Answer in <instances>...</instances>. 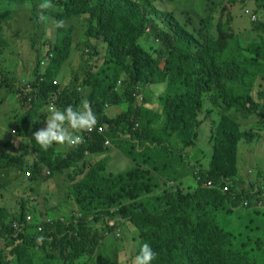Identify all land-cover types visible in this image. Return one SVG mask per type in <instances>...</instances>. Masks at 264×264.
Returning a JSON list of instances; mask_svg holds the SVG:
<instances>
[{
    "label": "trees",
    "instance_id": "16d2710c",
    "mask_svg": "<svg viewBox=\"0 0 264 264\" xmlns=\"http://www.w3.org/2000/svg\"><path fill=\"white\" fill-rule=\"evenodd\" d=\"M54 1L53 8L45 12L48 20L53 21L46 23L54 26L53 38L47 43L45 54L42 57L37 54L35 60L34 71H39V64L46 62L43 81L34 73L33 92L27 94L29 112L18 129L19 136L27 133L33 117L49 103L51 95H56L55 105L61 110L69 105L79 108L81 101L87 99L99 124H109L113 146L135 168L107 175L108 160L104 158L87 169L86 153L102 155L109 149L104 145L105 138L97 134L65 153L57 151L56 144L44 151L32 138L30 145L36 161L30 166L24 153L1 155L0 159L5 160L2 167L29 169L32 182L38 181L44 170L49 171L48 178L66 175L71 182L67 199L79 206L81 217H73L67 224L38 220L27 223L25 217L23 222L17 216H11L12 221L8 222L9 214L0 208V239L9 250L5 254L0 248V264H77L102 246L105 235L93 224L111 215L118 217L119 224L133 226L142 244L151 245L158 254L152 264H264V237L235 243L233 231L223 228L218 217L228 207L235 209L251 201L253 190L246 191L234 180L239 139L250 140L251 136L237 134V124L228 112L234 109L255 113L254 87L259 79L264 80V38L243 46L229 19L223 20L225 0H206L211 7L218 2L204 12L202 19H196L199 13L176 15L177 6L161 13L151 0ZM234 1L226 0V3ZM253 1L264 9V0ZM2 2L12 7L29 4L35 10V0ZM152 14L163 22V27ZM78 17L87 20L84 32L87 39L107 45L106 55L101 67L84 73L79 84L74 83L73 77L58 82V71L69 57L73 43L67 24ZM60 20L65 26L55 27L54 22ZM7 26L11 24L3 25L4 31ZM151 32L155 42L160 43L157 56L139 43ZM136 84H140L144 95L150 85H165L161 114L137 103L133 97ZM79 90H84L85 96ZM205 93H212L211 105L220 109L223 118L213 141V166L198 174L194 171L193 179L196 181L199 176L200 181H196L192 192L181 189L164 192L162 199L151 203L145 199V194H151L154 189L147 169L159 175L172 170L170 180L179 181L180 185L188 176L187 170L191 174L186 155L172 146V139H179L185 148L194 146ZM259 98L263 101L264 117V92L259 93ZM159 118L163 119L162 124L155 129L154 122ZM226 179L230 183L225 194L203 186L207 181L224 184ZM112 209L115 213H111ZM12 222L23 223L15 231ZM106 231H115L112 222L107 223ZM37 237L44 239L38 243ZM35 250L40 251L39 258Z\"/></svg>",
    "mask_w": 264,
    "mask_h": 264
},
{
    "label": "rangeland",
    "instance_id": "374dc122",
    "mask_svg": "<svg viewBox=\"0 0 264 264\" xmlns=\"http://www.w3.org/2000/svg\"><path fill=\"white\" fill-rule=\"evenodd\" d=\"M151 1L161 13L170 12L177 6L176 15L180 16L189 13L196 16V13H199L196 19H202L204 12L212 9L218 2L211 7L210 3L206 0ZM41 2L42 0L37 1L35 10L29 4L12 7L7 2L0 3V19L5 20L4 25L11 24V26H7V31L3 32L4 40L0 37V51L4 50L3 53H0L2 55L0 68L3 69H0V76H2V80L4 79V81H0V156L5 153H17L16 146L20 141L18 129H20L29 112V103L27 104L26 101L24 104L19 99L17 89L24 84H28V86L34 84L36 79L34 73L37 76L40 74L38 70L34 71L36 55L40 54L42 57L48 49L47 43L53 38L54 26L46 25L39 18L42 11L39 7ZM51 2L52 4L55 3L54 0H51ZM246 8H249V11L252 10L257 15V21L250 19L249 15L245 13ZM232 10L233 7L231 8V12ZM151 17L156 20L157 24L163 27V22L160 19L156 18L153 14ZM260 20L264 23V11L256 8L253 1H248L245 4L237 3V10L233 13L231 28L236 32V36L243 46L246 47L255 41L256 38L264 36V30L261 29V27L264 28V24ZM48 22L53 21L48 20ZM67 25V28L71 30L69 34L73 38V43L69 57L63 62V66L58 71V82L61 78L68 79L73 77L74 83L79 84L84 73L89 70L95 72L97 68L101 67L106 55L107 45L85 37L84 32L88 26L85 17L72 18ZM139 43L148 49L150 53L157 56L160 43L155 42V36L152 32L150 35H145ZM89 54H91V57H89ZM73 74L74 76H72ZM260 81L261 79L256 82L253 92V99L257 97L256 107L252 109L255 110V114H252V120L249 121L253 126L248 124V127H253V130L257 123L264 122L261 112L263 103L258 99L259 93L264 92V86L260 84ZM11 88H14V91H11ZM165 88V85L148 87L144 95L145 107L161 111L162 113L163 104L161 96L165 92ZM134 89V93H140V84H136ZM118 90L120 92V87H118ZM79 92L85 96L84 90H79ZM211 97L212 93H205L203 95L204 107L199 114L201 125L197 128L198 137L193 144L194 146L185 148L179 139L176 137L172 139V146L183 152L186 155V162L190 164L191 174L188 177V183L180 185L177 182L171 181L164 183L153 182V192L145 194V199L150 200L151 203L162 199L164 192L175 193L178 189L183 191L190 190L192 192L196 189V182L192 178L194 177V171L197 169L206 170L213 166V141L216 129L223 118L220 109L214 108L211 105ZM106 110L110 115V110L108 108ZM162 121L163 119L159 118L154 122L155 129L160 128ZM237 121L241 120H235V122ZM42 123L43 120L39 121L38 125ZM239 125L237 124L236 127L237 134L240 135L243 133V125ZM255 132L260 135L264 130L255 128ZM112 137L110 136L109 139ZM248 141L246 138L239 139L240 157L234 180L245 188H255L259 185L264 189V147L257 150V153L254 150L248 153L247 151L251 146L248 144ZM57 149L59 152L65 153L69 148L65 144ZM109 149V152L100 156H90L87 159L86 168L88 169V165L105 157L114 159L113 151L116 149L110 146ZM255 155L257 161H252L251 157ZM246 160L249 162H245ZM4 164L5 160L3 158L2 160L0 159V208L5 209L9 214L10 220L8 222L12 221L11 216H17L21 221H23L22 217H30L31 221L49 222V220H55L59 216L66 217L69 213L76 211L77 204L67 199L66 193L69 190L71 182L66 179V175L41 181L38 186L33 188L31 175L28 177L26 175L29 169L22 171L11 167L14 169L12 171L2 167ZM130 167V163L127 164L120 156L117 160L108 161V171L106 170V173L110 175L128 170ZM69 172L71 171H67L68 174H70ZM41 176H45L44 173ZM260 201L261 199L255 194L252 195L249 202L251 205L250 210L245 211L240 208L233 210L228 207L227 210L218 213L220 225L227 230L233 231L235 243L250 240L253 237H264V231L256 229V224L264 226V209ZM117 220L118 217L111 215L105 216L97 224H93L105 235L104 241L100 248L81 258L77 261V264H133V260L139 253L143 241L131 225H121ZM108 222H112L113 227H115V231L112 233H107L106 231ZM252 222H254L253 227L249 226ZM116 234H120L121 237L117 238ZM0 248L5 250V254H9L5 242L1 239ZM35 254L36 258L40 257L39 250H35Z\"/></svg>",
    "mask_w": 264,
    "mask_h": 264
},
{
    "label": "clouds",
    "instance_id": "9594fccd",
    "mask_svg": "<svg viewBox=\"0 0 264 264\" xmlns=\"http://www.w3.org/2000/svg\"><path fill=\"white\" fill-rule=\"evenodd\" d=\"M37 1L38 0H35V3H34L35 6H36ZM249 1H253V0H249ZM223 3H224L223 7L224 6L226 7L225 10L222 11L223 20L226 21L227 19H229V25L232 27L233 13L237 10V3L245 4L246 2H241L240 0H235L234 2L226 3V0H225ZM253 3H254V5H256L254 1H253ZM39 7L42 10L39 18H40L41 22L47 23L49 18L47 15H45V12L47 10H50L53 8V4H52L51 0H42ZM232 7H233V10L231 12ZM256 8H259V7L256 5ZM248 9L249 8L245 9V13L247 15H249V17L252 21H257L258 20L257 15L252 10L249 11ZM260 9H262L264 11L263 8H260ZM4 22L5 21L1 22V19H0V28H2V33H0V37L2 40H4V37H3V32H4V30H3L4 24L3 23ZM260 22L263 23L261 20H260ZM54 23H55V27H57V28H61V27L65 26L64 21H62V20L55 21ZM233 32L236 35V32L234 30H233ZM260 37L264 38V36H260ZM260 37L256 38V40L259 39ZM3 52H4V50L2 52L0 51V53H3ZM1 58H2V55H0V60H1ZM44 63H45L44 65H41V63L39 64V72H40L39 81H43V76H44V72H45L43 66H46V62H44ZM34 68H35V66H34ZM0 69H2V68H0ZM0 81L2 82V76H0ZM152 86H156V85H150L149 87H152ZM30 92H33V87L28 86V84H24L22 87L20 86L17 89V96L19 97V99L24 104L26 103V101L28 104L30 98L27 94ZM133 97L136 99V101L139 105H142V106L146 105L145 104V96H144V93L142 92V88H141L140 93H138V94L133 93ZM140 97H142V101L140 100ZM256 99H257V97H255V99H253L255 104H256ZM258 99L260 101H262L260 98H258ZM55 102H56V95L53 94V95H51V100L49 101V103L40 109V112L38 115L39 118L47 115L46 116V125H44L43 128H39V130L35 131L33 133V135L31 136V139L33 138L35 140L36 144H38L40 146V149L47 151L54 144H56V145H65L66 144V145H68V148L72 149L74 146H78L79 144L83 143L84 141L88 142V139H90L93 134H97V135H100V136L105 138V142H104L105 147L109 148V146H110V147L115 148L113 146V144L111 143L112 138L109 139L110 136H113L111 134L109 124L106 122L99 124V120L97 119L95 113L92 111L91 106L89 104V101L87 99H84L81 101L79 108H74L73 106L69 105L68 107H66L63 110L57 108L55 105L56 104ZM262 103H263V101H262ZM231 110H234V109H231ZM231 110H229V112H228V116L230 117V119H231V116L234 115V111H235V110L234 111H231ZM237 113H240V112H237ZM243 113H247V112H243ZM248 114H249V116H252V114H255V113H248ZM198 119H199V116H198ZM231 120L235 121L237 119L235 117H233V119H231ZM199 121H201V120L199 119ZM235 123L240 124L241 121H237ZM38 126H41V125H38ZM239 126H241V125H239ZM135 127H138V125L136 124ZM109 150L110 149H108L107 152H109ZM86 156L87 157L85 159V163L87 162V159L92 155L89 153H86ZM96 156H100V155H96ZM105 158L109 161V158H107V157H105ZM131 164L132 165L128 170L135 168V164L132 162H131ZM79 166H81V165H79ZM106 170L108 171V164H107ZM125 171H127V170H125ZM125 171L118 172V173L112 172V173L114 175H118V174H121ZM197 171L199 172L200 170L197 169L195 171V174L197 173ZM42 173H44L45 176L42 177L41 176ZM41 174L39 175V179H38L39 181H47L48 179H50V178H48V176H49L48 170L42 171ZM26 175L28 177L31 174L29 175V173L27 172ZM107 175H109V174H107ZM171 182H173V181H171ZM32 183H35V182H32ZM66 195H67V193H66ZM245 202L248 204L247 206H245V204H244ZM245 202L242 205L236 207L235 209L240 208V209L246 211V207H249L250 204L248 201H245ZM235 209H233V210H235ZM79 210H80L79 206L76 205V211L75 212L69 213V215L66 217L65 216H59L55 220H49L48 223L53 224L54 222H59L62 224H67V222L71 221V219L73 217H81V213H79ZM114 210L115 209H112L111 212H113ZM70 215H73V216H70ZM30 219L27 220V217H26L25 221L27 223H30L31 222ZM90 220H92V217H90ZM23 222H14L13 223L14 230L17 231L21 227V224ZM43 222H45V221H43ZM40 230H41V228L38 227L37 231H40ZM134 230H136V229L134 228ZM228 231H230V230L228 229ZM99 233H101V232L99 231ZM43 239H44L43 237H37V242L40 243ZM157 256H158V254L153 250V248L151 247V245L149 243H143L140 246L139 253L135 256V258L133 260V264H152V262L157 259Z\"/></svg>",
    "mask_w": 264,
    "mask_h": 264
},
{
    "label": "crops",
    "instance_id": "0c3cea01",
    "mask_svg": "<svg viewBox=\"0 0 264 264\" xmlns=\"http://www.w3.org/2000/svg\"><path fill=\"white\" fill-rule=\"evenodd\" d=\"M260 84H262L264 86V80L261 79ZM263 89H264V87H263ZM231 111H234V110H231ZM156 112L158 114L161 113V111H156ZM46 116L47 115H45L44 117H40L39 118L37 115H35L33 117V119H32V123L30 125L29 130L27 131V133L25 135H23V136L20 137V141L18 142V145L16 146L17 147V149H16V152L17 153L16 154H18V153H24L26 156H28V157H26L27 158L28 166L32 165L36 161L35 152L30 147L31 136L33 135V133L35 131L39 130V128H43V126L46 125ZM233 117H235L237 120H241L240 125H243L242 126L243 127V132L244 133H247L248 135L251 136V140L248 141V144L251 145V146H250V149H248L247 152L248 153L249 152H253V150H254L257 153V150H259L262 147H264V132H262L259 135V134H257L255 132V128H259V129H263L264 130V122L257 123L255 125V127H254V130H253V127L252 128L250 126L248 127V124L251 125V126H253V124L251 122H249V121L252 120V116H249L248 113H243V112L237 113V112L234 111V115L231 116V119H233ZM40 120H43V123L44 124L42 123V124H40L41 126H38V123H39ZM59 147H61V146L58 145L56 147V149L59 148ZM239 147H240V144L238 146V160H239V157H240L239 156ZM57 151H59V150L57 149ZM13 154H15V153H13ZM113 155L115 156L114 159H109V161L117 160L121 156L127 164L130 163V166L132 165L131 162H130V160L127 159L118 149H116L115 151H113ZM251 160L252 161H257L256 155L255 156H252L251 157ZM186 161L187 160H186V157H185V162ZM245 162H249V161L246 160ZM237 167H238V162H237ZM8 170L14 171L13 168H10ZM147 171L150 173V177L153 178V182H156V183H164V182H167V181H174V180H170V175L172 173V170H170V171H168V172H166L164 174H161V175H159L158 173H156V172H154L152 170H149V169H147ZM187 173H188V176L184 177L181 180V183H184V184L185 183H188L187 180L189 179L188 177H190L188 170H187ZM183 175H184V169H182V176ZM48 180H50V179H48ZM40 182L41 181H39V180L36 181L35 183H33V186L32 187L35 188L36 186H38V184ZM176 182L177 183H180L179 181H176ZM244 189L246 191L253 190V193H251L250 196L252 197V195H255L256 194L257 197H259L261 199V201H260L262 203L261 206H263V209H264V192H263L264 189L261 186H259V185H257L255 188H253V187H246L245 188L244 187ZM249 226L253 227L254 226V222H252ZM256 229L263 230L264 231V226L256 224Z\"/></svg>",
    "mask_w": 264,
    "mask_h": 264
},
{
    "label": "built area",
    "instance_id": "2783aa9c",
    "mask_svg": "<svg viewBox=\"0 0 264 264\" xmlns=\"http://www.w3.org/2000/svg\"><path fill=\"white\" fill-rule=\"evenodd\" d=\"M44 64H45L44 62L41 63V65H44ZM140 100L142 101V97H140ZM196 174H198V172ZM196 181L197 182L200 181L199 176H197ZM229 183H230L229 179H226V181H224V184H218V185H216L213 181H207L206 183L203 184V186L206 188L219 189L225 194L229 191ZM244 204L245 206L248 205L246 202ZM27 220H29V218H27Z\"/></svg>",
    "mask_w": 264,
    "mask_h": 264
}]
</instances>
